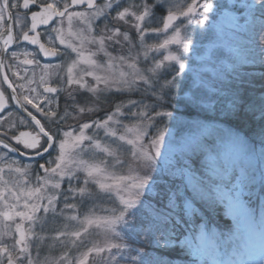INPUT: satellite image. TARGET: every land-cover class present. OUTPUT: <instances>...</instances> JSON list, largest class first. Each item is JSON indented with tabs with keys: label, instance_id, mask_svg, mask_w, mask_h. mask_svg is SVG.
<instances>
[{
	"label": "snow or ice",
	"instance_id": "6c2138e0",
	"mask_svg": "<svg viewBox=\"0 0 264 264\" xmlns=\"http://www.w3.org/2000/svg\"><path fill=\"white\" fill-rule=\"evenodd\" d=\"M225 37L227 63L204 46ZM244 64L264 69V0H0V264H264V91ZM209 109L235 122L219 143Z\"/></svg>",
	"mask_w": 264,
	"mask_h": 264
},
{
	"label": "trees",
	"instance_id": "16d2710c",
	"mask_svg": "<svg viewBox=\"0 0 264 264\" xmlns=\"http://www.w3.org/2000/svg\"><path fill=\"white\" fill-rule=\"evenodd\" d=\"M242 72L245 73H249L251 72L252 75V80H253V88L251 89V91H253L255 93V95H259L261 91H264V69L260 68V67H255L253 68L251 65L249 64H244L241 68ZM173 104V103H172ZM170 106V108L172 110L175 111H181L183 114H185V108L183 106L182 103H180L179 100H175L174 104ZM207 116L209 117V119H207L206 121H217V122H221L222 124L226 125V126H230V127H234L235 126V122H230L228 120L225 119V117L218 111H213L211 109H209L206 112H202L200 114V116L198 118H201L204 120V117ZM214 137L211 135V137H209V139L207 138V140L209 141H213ZM206 154V152L201 156L199 154V152H197V155H193L192 159L193 160H197V164L195 165V167L198 168L199 171H203V167L200 163L202 157H204ZM256 202H254L255 205ZM258 210V209H257ZM224 211V205L223 203H221L219 205V207L216 209V211L214 213L211 214L210 216V226L213 227L216 231L218 232H224L225 235H227V233L229 234V229L231 228L232 230H234V222L231 216H227L225 215ZM143 245H137V247H142ZM155 251V250H154ZM153 252V251H152ZM164 255H168V253H163ZM175 253L171 254V258H175ZM176 261V260H175Z\"/></svg>",
	"mask_w": 264,
	"mask_h": 264
},
{
	"label": "rangeland",
	"instance_id": "374dc122",
	"mask_svg": "<svg viewBox=\"0 0 264 264\" xmlns=\"http://www.w3.org/2000/svg\"><path fill=\"white\" fill-rule=\"evenodd\" d=\"M204 46L205 47L215 46V47L220 48L223 51V55L220 56V58H219L220 62H223V63L229 62V58L232 55V52H231L232 44H231V40L229 38L225 37L223 41H217L215 43V45H208L207 43H205ZM207 70H208L209 74L211 75L212 72H213L211 66H208ZM183 95L184 94L182 93V97H183ZM174 101H172L173 104H174ZM109 108H110V105H109ZM169 110L174 111V113L177 116L179 121H187V120L191 119V117L187 116L186 114H183L181 111H175V110H172L171 108H169ZM199 119H201V118H199ZM201 120H202V122H204L206 124V128L203 130V136L209 139V137H211V135H212L215 138V139L214 138L213 139L216 140L217 143H219V141H218V131L217 130H223V131L226 132L230 128V126H226V125L222 124L221 122L206 121V120H203V119H201ZM170 127L172 128L173 134L175 135L177 133L178 129L174 125H170ZM181 135H187V131L185 130L184 132L181 133ZM192 156H193L192 151L191 150H187L186 155L183 157V160L186 162L188 157H192ZM211 159H214L213 154L206 152L205 156L202 157L201 161L206 162V163H210ZM172 163L176 164V160L174 159L172 161ZM201 171H202V169H201ZM202 172H205L208 175H213L214 178H215L214 173H212L208 168L203 167V171ZM253 206L255 207L254 204H253ZM223 212H225V215H227V216H232L233 222H234V225H235L234 226V230H235L236 220L234 219L233 214L227 210L225 205H224V211ZM257 214H258V212H257ZM58 251H57V254H58ZM151 254L153 256L164 255L160 251H153ZM175 264H187V262L183 261L181 259V260H176Z\"/></svg>",
	"mask_w": 264,
	"mask_h": 264
},
{
	"label": "water",
	"instance_id": "95a60500",
	"mask_svg": "<svg viewBox=\"0 0 264 264\" xmlns=\"http://www.w3.org/2000/svg\"><path fill=\"white\" fill-rule=\"evenodd\" d=\"M5 87H6V85H5Z\"/></svg>",
	"mask_w": 264,
	"mask_h": 264
}]
</instances>
